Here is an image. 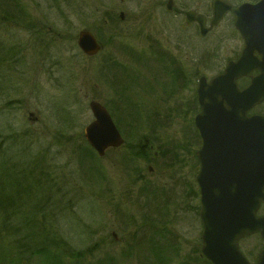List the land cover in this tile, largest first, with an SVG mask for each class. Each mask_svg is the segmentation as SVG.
I'll list each match as a JSON object with an SVG mask.
<instances>
[{"label":"rangeland","instance_id":"obj_1","mask_svg":"<svg viewBox=\"0 0 264 264\" xmlns=\"http://www.w3.org/2000/svg\"><path fill=\"white\" fill-rule=\"evenodd\" d=\"M18 1L34 25L45 18L39 43L45 48L37 61L31 60L25 81L15 84L19 90L11 94L17 101L12 106L30 125L29 142L34 140L41 154L59 163L58 170L69 184L91 197L82 200L78 214L62 218L71 230L72 243L79 241L74 232H82V221L93 226L91 254L82 259L64 255L63 260L69 264H207L200 250L202 222L195 211L198 189L193 174L200 144L194 124L199 110L196 88L200 76L213 77L242 48L232 18L201 35L199 27L184 24V14L178 17L167 11V0L163 6L151 0H58L56 7L47 0H41L44 4L0 0L3 11L18 14L19 21L23 15ZM174 1L175 9L211 15V0ZM139 9L145 12L140 14ZM0 15H4L1 9ZM118 27L123 31L106 44ZM82 29L104 43L99 54L89 57L80 50ZM23 38L25 44L31 39ZM170 49L173 60L160 62L159 52L163 55ZM151 52L157 57L152 58ZM136 55H146L139 61V71L132 72L137 79L114 71L104 61L110 56L129 66ZM165 67L169 75L162 72ZM113 74L122 77L115 80ZM95 100L108 108L125 138L124 145L108 148L104 155L85 139L86 126L95 120L89 103ZM142 135H148L152 144L159 141L153 145L159 155L151 161L139 160L128 146ZM166 148L179 151L183 163L170 167ZM242 241L253 261L262 241L257 236ZM40 259L34 258L32 264Z\"/></svg>","mask_w":264,"mask_h":264},{"label":"water","instance_id":"obj_2","mask_svg":"<svg viewBox=\"0 0 264 264\" xmlns=\"http://www.w3.org/2000/svg\"><path fill=\"white\" fill-rule=\"evenodd\" d=\"M211 5L210 28L206 27V17L195 16L194 11L186 14L187 23L197 21L202 34H206L232 12L245 48L241 58L230 62L223 74L210 82L203 76L197 90L201 109L195 124L203 147L197 153L201 169L196 178L205 227L203 253L213 264H252L239 242L254 233H260L264 240V217H256L264 200V116L245 115L252 102L264 101V0L237 8L225 0H213ZM81 36L79 43L85 53L93 55L99 51L93 36L84 32ZM256 70L261 73L240 90L238 79L251 76ZM90 107L96 120L86 127L85 137L104 155L109 147L122 145L124 138L106 107L98 101H92ZM250 162L257 167L255 170ZM244 164L250 166V178L245 180L238 174ZM223 208L228 210L229 218L218 214L224 212ZM219 220H223L220 226ZM257 264H264V248Z\"/></svg>","mask_w":264,"mask_h":264},{"label":"trees","instance_id":"obj_3","mask_svg":"<svg viewBox=\"0 0 264 264\" xmlns=\"http://www.w3.org/2000/svg\"><path fill=\"white\" fill-rule=\"evenodd\" d=\"M47 1L53 7L58 4V0ZM0 9L4 14L0 15V264H32L37 257L41 258L39 264H69L63 260L64 255L82 259L91 254V239L95 234L93 226L82 221V232H74L79 241L72 243L71 230L62 218L78 214L82 200L91 197L83 194L80 187L69 184L58 170L59 163H52L47 154H41L34 140L29 142L30 125L15 113L17 107L12 105L17 101L11 98L21 79L25 81L31 60L37 61L39 52L42 56L45 47L41 48L39 43L44 35L41 26L45 18L38 19L34 25L23 3L19 9L23 15L20 21L18 14ZM24 35L31 38L26 40L27 44ZM138 60L142 57L130 58L132 65L124 66L115 62L114 57L104 59L109 68L122 75L127 73L133 79L138 78V74L132 73L139 71ZM113 76L115 80L122 77ZM60 113L63 116L64 112ZM138 130L140 127L135 130L137 134ZM154 144L148 135H142L138 142H129L128 146L139 160L151 161L160 151ZM165 153L174 161L170 167L183 163L179 151L166 148Z\"/></svg>","mask_w":264,"mask_h":264},{"label":"flooded vegetation","instance_id":"obj_4","mask_svg":"<svg viewBox=\"0 0 264 264\" xmlns=\"http://www.w3.org/2000/svg\"><path fill=\"white\" fill-rule=\"evenodd\" d=\"M168 1H171L172 3H170L169 4V2ZM257 1V0H256ZM155 3L156 2V5H160V6H163L164 5V0H151V3ZM229 2H232V3H235V1L234 0H231V1H229ZM168 4L170 5V7H172V10L171 11H169V10H167L169 13H171V14H173V13H176L177 15H178V17H179V15L181 16L182 14H184V24L186 25V26H197L198 27V23L196 22H192V23H190L189 25H187L186 24V11H183V10H181L179 7H177V9H175V1L174 0H167V3H166V7H167V9H168ZM152 6V5H151ZM151 6H149L148 7V9H146L145 11H148L149 9H150V7ZM162 9V10H161ZM160 10L161 11H163V7L161 8ZM144 11V9H139L138 10V12L140 13V14H142V13H144L145 12ZM194 12H195V16H197L199 13H201L200 11L198 12L197 10H194ZM124 15H125V13L124 14H122V13H120V17L122 18V17H124ZM205 16L206 17H208L207 18V20H209V17L210 16H208V15H206L205 14ZM174 17H176V16H174ZM177 17V18H178ZM232 17H233V15H232ZM234 18V17H233ZM232 18V19H233ZM136 19H138L139 21H140V19H139V16L137 15L136 16ZM233 25H234V22L232 23ZM185 26V27H186ZM234 27H235V25H234ZM123 31L122 29H121V27H118V30L117 29H113L112 30V33L109 35L110 37H108V39L107 40H105L104 42L107 44V43H111V42H113V38H114V36L116 35V33L115 32H118V33H121L120 31ZM236 30V29H235ZM236 32V34H237V36H239V38L241 39V41L243 40L242 39V37L238 34V32L237 31H235ZM151 39H152V37H151ZM156 42V41H155ZM102 45L104 46V43H102ZM244 45H243V41H242V48H240L239 50H237V55L234 57V59H238V57L240 56V54H241V52H242V50L244 49V47H243ZM162 54L163 55H160V52H159V57H160V59H159V61L161 62V60H165V61H167V63H169V61H172L173 60V56H174V50L173 49H170V50H168V51H166V50H163L162 51ZM154 55H155V57H157L156 56V54H153V52H151V57L152 58H154ZM234 59H232V60H234ZM231 59H229V60H227L226 61V63L228 62V61H230ZM225 63V64H226ZM225 64L223 65V68H224V66H225ZM222 68V69H223ZM162 69V68H161ZM165 70H166V67L164 68V70L162 69V72H164L165 74H167V75H169L167 72H165ZM224 70V69H223ZM223 70H221L219 73H222L223 72ZM180 71H181V74H182V70L180 69ZM247 79V78H246ZM245 79V80H246ZM244 80V81H245ZM248 81H249V79H248ZM172 82V84H173V80L171 81Z\"/></svg>","mask_w":264,"mask_h":264}]
</instances>
